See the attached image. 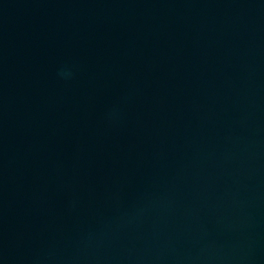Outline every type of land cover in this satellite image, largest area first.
<instances>
[{
	"label": "water",
	"instance_id": "water-1",
	"mask_svg": "<svg viewBox=\"0 0 264 264\" xmlns=\"http://www.w3.org/2000/svg\"><path fill=\"white\" fill-rule=\"evenodd\" d=\"M0 264H264V0H0Z\"/></svg>",
	"mask_w": 264,
	"mask_h": 264
}]
</instances>
